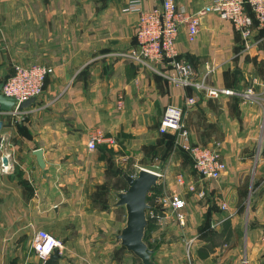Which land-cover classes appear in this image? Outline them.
<instances>
[{
	"label": "crops",
	"instance_id": "1",
	"mask_svg": "<svg viewBox=\"0 0 264 264\" xmlns=\"http://www.w3.org/2000/svg\"><path fill=\"white\" fill-rule=\"evenodd\" d=\"M130 1L0 0V82L12 64L37 61L54 70L44 95L12 124L5 120L0 133V264H45L32 248L41 230L61 241L55 264H121L126 251L116 236L126 211L110 197L127 190L123 173L148 169L140 164L152 154L163 156L172 144L183 150L178 134L159 132L168 105L184 110L188 142L213 147L228 169L220 180L206 182V198L186 197L188 232L176 243L170 241L175 231L160 233L167 245L156 262L264 264V27L256 26L250 47L230 22L213 14L203 17L195 42L181 31L179 58L198 78L207 74L208 85L236 93L208 99L172 83L167 64L152 72L129 57L137 48L139 21L137 13L124 12ZM141 1L146 10L155 5ZM177 1L193 13L207 3ZM249 89L254 95L246 97ZM192 97L196 103L188 105ZM93 131L105 141L90 151ZM36 150L43 151L44 168ZM164 178L168 189H178ZM228 218L230 243L200 258L206 244L200 228L209 223L220 230ZM189 238L196 242L187 261Z\"/></svg>",
	"mask_w": 264,
	"mask_h": 264
},
{
	"label": "built area",
	"instance_id": "2",
	"mask_svg": "<svg viewBox=\"0 0 264 264\" xmlns=\"http://www.w3.org/2000/svg\"><path fill=\"white\" fill-rule=\"evenodd\" d=\"M153 1L155 5L148 10L142 7L141 0H131L124 8V12L139 15L136 27L137 48L129 55L133 62L152 72H157L159 66L167 64L174 71L169 78L172 83L203 93L208 99L235 96L236 93L231 89L208 85L207 74L198 78L194 67L179 58L176 42L184 29L188 32L189 41L195 42L203 17L213 14L223 21L230 22L242 36L246 46L250 47L256 26L264 27V0H207L206 5L197 13L188 11L177 0ZM53 72L52 67L37 61L15 64L13 75L5 81L2 94L15 98L16 104L10 113L0 111V114L13 118L20 117L24 111L19 110V105L32 98L38 101L44 95L46 81ZM253 95V90L249 89L246 97ZM195 103L194 97L188 100V105ZM123 107L124 102L121 98L118 109L121 110ZM183 118L182 108L168 105L160 122L159 132L175 133L184 139L185 144L181 148L189 153L195 173L190 178L185 175L177 176L175 180L177 190L166 187L159 193L151 191L149 196L154 203L147 215L148 219L154 220L158 226H162L169 217L180 229L186 231L188 229L186 197L195 194L200 199L206 198V182L220 180L228 167L213 147L191 145L188 142L189 132L184 126ZM104 141L100 132L93 131L88 142L89 150L95 151ZM109 142L115 143L113 139ZM155 173L160 176L158 186H161L165 175L161 172ZM222 209L226 210L227 206L223 204ZM161 211H165L167 216L162 215ZM195 242V238L186 241L188 260L192 259V247ZM61 247V241L45 230L38 231L32 242L34 252L44 263Z\"/></svg>",
	"mask_w": 264,
	"mask_h": 264
},
{
	"label": "water",
	"instance_id": "3",
	"mask_svg": "<svg viewBox=\"0 0 264 264\" xmlns=\"http://www.w3.org/2000/svg\"><path fill=\"white\" fill-rule=\"evenodd\" d=\"M5 81L0 82V111L10 113L16 104V99L2 94ZM37 102L36 98H32L19 105V110L24 111ZM4 129V122L0 120V133ZM39 165L44 168L43 151L36 150ZM4 171L10 168V161L7 156L2 160ZM122 178L127 183L128 188L123 192H113L117 198L115 207H123L126 211L125 226L116 236V240L128 252L133 254L142 264H158L155 260L156 252L151 249L145 241L146 231L149 227L148 211L152 206L148 203L150 192L157 188L160 176L148 169L139 168L136 173L130 174L125 172ZM60 259L59 251L55 253L45 262V264H55Z\"/></svg>",
	"mask_w": 264,
	"mask_h": 264
},
{
	"label": "rangeland",
	"instance_id": "4",
	"mask_svg": "<svg viewBox=\"0 0 264 264\" xmlns=\"http://www.w3.org/2000/svg\"><path fill=\"white\" fill-rule=\"evenodd\" d=\"M12 69H13V64L10 67L9 74L4 76L5 78L3 77L4 79L2 81H6L11 76ZM0 117L2 118V121L4 122V124L8 120H9V123L11 124L13 122L12 120L13 117H8L2 114H0ZM168 148L171 149V151L165 152L166 154H164L163 156H160L158 153L152 154V156H150L151 159L148 162H142L140 165L147 167L148 169L155 171V172L161 171L164 175H167L169 179L173 181H175L176 177L179 175H185L187 178H190L191 175H193L194 173L193 163L190 159V156L183 150L177 148L176 145L172 144ZM172 157L175 158L177 161H179V164L177 165L173 164L175 163V161L172 162L171 160ZM170 167H172L170 169L172 170L171 172L168 170ZM165 180L166 179L164 178V181L163 179L161 181L160 188L162 189L167 187L166 186L167 182ZM127 188L128 186L125 185V189ZM110 199L111 201L117 200V198L114 195H111ZM148 200L152 202V197L149 198L148 196ZM161 214L164 216H167L165 211H161ZM168 230H173L178 234V236L175 235L174 237L170 238V241L174 243L179 242L180 237L182 238L183 237L182 234L185 233L184 230L180 229L177 226V224L169 217L163 223L162 226H158V224L153 223L152 226L146 231L145 240L147 241L150 247H153L152 249L157 251L156 252L157 254L159 253V251L165 248V245H167V240L164 239L163 235L162 234L160 235V233H165V231H168ZM156 232L159 234H157ZM154 233H156V239L154 238V235H153ZM186 260L189 261L188 258H186ZM121 264H142V263L133 254L128 253L126 251V253L123 255V258L121 259Z\"/></svg>",
	"mask_w": 264,
	"mask_h": 264
},
{
	"label": "trees",
	"instance_id": "5",
	"mask_svg": "<svg viewBox=\"0 0 264 264\" xmlns=\"http://www.w3.org/2000/svg\"><path fill=\"white\" fill-rule=\"evenodd\" d=\"M11 75H13V73ZM161 189L162 188L158 186L157 188L153 189L152 192L159 193ZM148 203L151 206H153V203H154L153 199H152V202L148 200ZM153 223H155L154 220L149 218L148 229L152 226ZM220 226H221V229L219 230V229L212 228L209 223H206L200 228L201 237L206 240V244L201 246L199 249L200 258L202 259L208 258L212 254H214L218 248H223L225 245L230 243L231 238H232V233H233V228H232L230 218L226 219ZM150 248L152 249L153 247H150ZM154 251L157 252L156 250Z\"/></svg>",
	"mask_w": 264,
	"mask_h": 264
}]
</instances>
